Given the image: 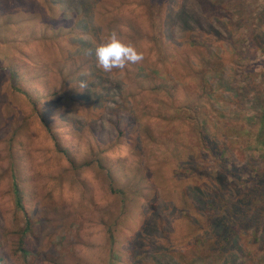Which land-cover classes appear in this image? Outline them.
<instances>
[{
    "label": "trees",
    "instance_id": "1",
    "mask_svg": "<svg viewBox=\"0 0 264 264\" xmlns=\"http://www.w3.org/2000/svg\"><path fill=\"white\" fill-rule=\"evenodd\" d=\"M199 1L0 0V264H83L97 243L94 264H264V106L212 125L195 26L220 0ZM258 21L256 52L264 9L239 14ZM113 31L144 59L105 73L94 48ZM205 152L219 171L201 181Z\"/></svg>",
    "mask_w": 264,
    "mask_h": 264
},
{
    "label": "rangeland",
    "instance_id": "2",
    "mask_svg": "<svg viewBox=\"0 0 264 264\" xmlns=\"http://www.w3.org/2000/svg\"><path fill=\"white\" fill-rule=\"evenodd\" d=\"M192 1L194 2V0ZM195 1L198 3L199 0ZM199 2L201 3L202 1L200 0ZM216 8L219 9L218 13L215 15L207 13L204 19H201L202 17L199 16L200 18H198L197 21L201 25L195 26L196 30L201 31V33H199L200 36H209L211 39L208 46L203 47L206 50L204 54L207 57V61L203 62L204 64L201 67V71H203L204 74L207 73L208 79L212 85L209 93L212 95L214 102L208 105L209 110L213 109L210 110L212 112V125L213 123H217L218 120H227L235 118L236 116L244 117L245 119L255 117L257 115V110H262L255 102L259 98L262 100L261 105L264 106V51H253L249 38L250 28L258 27L262 21L252 22V24L246 23L243 27L239 22V14H243V18L246 21H253L263 11L264 0H220ZM243 8L245 9L244 11H242ZM222 21H226L228 25L224 27L219 26ZM33 41H35V39L26 38L23 39L21 46L17 45L22 50H25L26 47H23V44H29ZM30 48L31 46H29V49ZM0 50L4 53L7 51V49L1 45ZM70 57H73V55ZM199 82L200 85H203L200 79ZM155 84L157 83L155 82ZM149 86L154 87L153 83ZM183 95L184 94H182V97ZM191 104L197 105V102H192ZM196 112L199 111L196 110ZM196 112L191 114L185 113V123H190L191 126L198 131H201L202 128L203 130L206 128V133L208 135H214L215 128H213L209 122H204V119ZM206 114L207 111L202 113V117H206ZM236 146L237 149L243 150L245 143L239 140ZM2 148L3 146H0V149ZM243 152L244 154L240 151H236L232 155V158H230L232 164L229 167H235L240 175H243V170L246 169L243 166L244 162L241 161L245 160L247 163L249 160L248 155L245 154L246 151ZM205 153L207 155L203 154L204 162L200 164L201 171L198 177L201 181L203 179L200 178V176L206 175L215 178L219 171L218 160H214L208 152ZM233 157H237V159ZM238 159L240 163L233 162V160L238 161ZM186 160L187 159L183 160V162ZM84 177L90 178L92 176L91 174H85ZM229 183H231V179H229ZM55 200L56 199H54V201ZM57 202H59V200H57ZM69 204L73 206L72 202ZM108 208L104 207L102 211L101 224L103 225L110 223V219L115 212V209L113 212ZM80 227L79 224H73L70 234H73L75 230H79ZM4 239L6 241L8 240L5 237ZM85 241H87L86 237ZM96 247L94 253L91 252V254L86 256V260L83 264H94L95 261L101 259L103 254L101 250L102 245L97 243ZM103 264L105 263L103 262ZM122 264L126 263L123 262Z\"/></svg>",
    "mask_w": 264,
    "mask_h": 264
},
{
    "label": "clouds",
    "instance_id": "3",
    "mask_svg": "<svg viewBox=\"0 0 264 264\" xmlns=\"http://www.w3.org/2000/svg\"><path fill=\"white\" fill-rule=\"evenodd\" d=\"M94 55L97 67L105 72L112 73L116 69H122L127 65L138 64L144 59L143 51L113 31L106 39L95 46Z\"/></svg>",
    "mask_w": 264,
    "mask_h": 264
}]
</instances>
